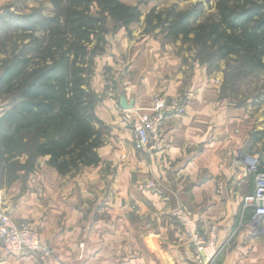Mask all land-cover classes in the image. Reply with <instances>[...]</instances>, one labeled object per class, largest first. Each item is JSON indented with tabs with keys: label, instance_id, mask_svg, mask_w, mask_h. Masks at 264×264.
<instances>
[{
	"label": "crops",
	"instance_id": "obj_1",
	"mask_svg": "<svg viewBox=\"0 0 264 264\" xmlns=\"http://www.w3.org/2000/svg\"><path fill=\"white\" fill-rule=\"evenodd\" d=\"M108 79L115 99L105 95ZM91 85L107 127L100 163L61 175L41 157L35 174L3 190V209L40 233L53 252L44 264H198L172 213L187 209L206 234L216 226L219 243L246 213L254 181L236 155L237 133L245 136L237 129V108L172 45L149 35L135 41L124 30L107 36ZM156 94L185 95L186 110L168 115L161 144L143 153L134 146L121 100L149 109ZM256 223L238 231L216 264H264V218ZM0 260L39 264L31 253L3 248Z\"/></svg>",
	"mask_w": 264,
	"mask_h": 264
},
{
	"label": "trees",
	"instance_id": "obj_2",
	"mask_svg": "<svg viewBox=\"0 0 264 264\" xmlns=\"http://www.w3.org/2000/svg\"><path fill=\"white\" fill-rule=\"evenodd\" d=\"M55 3V15L38 21L43 36H33L29 50L0 49V187L35 171L41 157L61 175L101 161L107 127L96 113L99 98L91 85L96 58L105 52L107 19L113 30L130 33L142 11L122 0ZM94 5L99 14L92 13ZM195 16L171 10L165 17L148 15L146 23L176 38L196 32L201 50L211 42L216 57L264 70V0H218L217 18L192 27ZM263 139V130L252 134L254 143Z\"/></svg>",
	"mask_w": 264,
	"mask_h": 264
},
{
	"label": "rangeland",
	"instance_id": "obj_3",
	"mask_svg": "<svg viewBox=\"0 0 264 264\" xmlns=\"http://www.w3.org/2000/svg\"><path fill=\"white\" fill-rule=\"evenodd\" d=\"M63 1L66 2L67 0ZM122 1L131 5H137L140 8L142 11L141 21L139 23H133L130 26L131 32L128 33L125 28L113 30V21L108 18L107 26L110 29L109 35H113L119 30H124L128 34V37L135 41L141 40L146 35L155 38L160 37L162 43L173 46L174 51L182 56L183 61L189 65V69L197 67L204 69L209 79L213 80L216 86L219 87L220 97L229 99L231 105H234L238 110V118L241 120L237 122V129L245 131V136H240V133H237L238 140L241 142L238 143L239 148H237L236 155L257 156L262 161L264 158V139L254 143L252 134L254 131H264V70L254 65L248 66L241 59H221L216 57L215 49L211 42L209 48L201 50L202 46L196 40V32L189 34L188 38L184 36L176 38L170 35L164 27L149 30L150 28L146 23L148 15L151 18H155L157 14H162L165 17L169 11L174 10V14L176 15L193 11L196 16L191 21L192 27L207 24L217 18L218 0ZM91 10L92 13L99 14L97 5H94ZM56 11L57 4L55 0H0V49L9 53L13 50H29L30 48L27 45L30 46L32 44L33 36H43V30L37 24L38 21L55 15ZM33 25H36V27H33ZM109 81L113 82V80L108 79L106 83ZM180 97L183 99L186 110L187 97L185 95L172 98ZM40 162H42L41 158L35 171L28 173L21 172L20 179L25 181L32 174H35L38 167L40 168L41 166ZM238 162L243 168L245 167L239 158ZM246 172L249 175L251 174L248 170ZM7 188L9 187L6 185L0 187L2 191L7 190ZM245 211L246 213H242L238 219L236 225V227L239 226L238 231L246 226L245 221L249 219L247 217V211L249 209ZM174 222L178 224L175 218ZM240 222H243L241 226ZM256 224L255 222L254 225ZM187 244L191 245L188 242ZM0 248L3 247L0 245ZM3 250L5 249L3 248Z\"/></svg>",
	"mask_w": 264,
	"mask_h": 264
},
{
	"label": "built area",
	"instance_id": "obj_4",
	"mask_svg": "<svg viewBox=\"0 0 264 264\" xmlns=\"http://www.w3.org/2000/svg\"><path fill=\"white\" fill-rule=\"evenodd\" d=\"M105 95L115 99L114 82L106 83ZM184 110L182 97L172 98L161 94L153 97L149 109L135 105L123 108V119L133 131L135 148L140 152L149 153L159 147L163 123L167 116L172 113L182 114ZM238 158L253 176L254 189L246 198L244 208L252 211L249 219L245 221L246 225L254 226L255 222L264 218V165L257 156L239 154ZM3 200L4 193L0 189V245L11 253H31L37 257L39 264H44V261L53 255L52 250L43 242L40 233L30 222L16 220L3 209ZM172 215L182 228L185 239L191 244L194 259L198 264H216L239 229V226L235 227L228 239L219 243L216 226H212L206 234L187 209L178 208ZM242 223L240 222V226Z\"/></svg>",
	"mask_w": 264,
	"mask_h": 264
},
{
	"label": "water",
	"instance_id": "obj_5",
	"mask_svg": "<svg viewBox=\"0 0 264 264\" xmlns=\"http://www.w3.org/2000/svg\"><path fill=\"white\" fill-rule=\"evenodd\" d=\"M121 105H122L123 108H130V107H132L134 104H129V103H127L126 100L122 99V100H121Z\"/></svg>",
	"mask_w": 264,
	"mask_h": 264
}]
</instances>
